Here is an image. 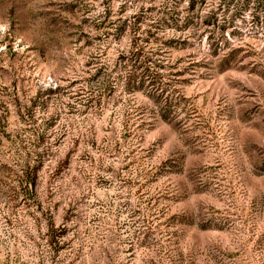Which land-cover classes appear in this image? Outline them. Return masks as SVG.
Listing matches in <instances>:
<instances>
[{
    "label": "rangeland",
    "instance_id": "obj_1",
    "mask_svg": "<svg viewBox=\"0 0 264 264\" xmlns=\"http://www.w3.org/2000/svg\"><path fill=\"white\" fill-rule=\"evenodd\" d=\"M0 264H264V0H0Z\"/></svg>",
    "mask_w": 264,
    "mask_h": 264
},
{
    "label": "trees",
    "instance_id": "obj_2",
    "mask_svg": "<svg viewBox=\"0 0 264 264\" xmlns=\"http://www.w3.org/2000/svg\"><path fill=\"white\" fill-rule=\"evenodd\" d=\"M133 62L130 71L128 70L125 75H123V79L126 80L127 88L133 90L136 89L137 83L142 87L148 82L149 86L156 87L158 88L157 91H159V80L161 79V75H159L157 70V68L160 67L158 66L157 61L154 62L146 58L141 60L136 57Z\"/></svg>",
    "mask_w": 264,
    "mask_h": 264
}]
</instances>
